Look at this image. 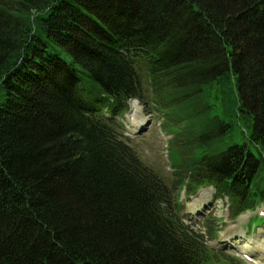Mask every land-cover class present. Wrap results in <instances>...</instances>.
Segmentation results:
<instances>
[{
    "label": "trees",
    "instance_id": "16d2710c",
    "mask_svg": "<svg viewBox=\"0 0 264 264\" xmlns=\"http://www.w3.org/2000/svg\"><path fill=\"white\" fill-rule=\"evenodd\" d=\"M127 99L165 113L170 180L88 114ZM184 184L264 200V0H0V264L232 263Z\"/></svg>",
    "mask_w": 264,
    "mask_h": 264
},
{
    "label": "rangeland",
    "instance_id": "374dc122",
    "mask_svg": "<svg viewBox=\"0 0 264 264\" xmlns=\"http://www.w3.org/2000/svg\"><path fill=\"white\" fill-rule=\"evenodd\" d=\"M133 107L139 109L138 105L135 103L133 104ZM156 112V113H155ZM154 113H151V115H153L156 119H160V121H157L154 117H148L150 119V121L152 122L150 124V126L148 128H150L151 126L153 128H151L146 134L143 135L142 140L138 139V151L139 154L142 156V158L151 166H154L158 169H160V171L162 172L164 177H168L167 179L170 180L174 175V171L170 169L169 164H168V159H167V148L165 146H167V140H169V138L166 139H161V133L165 132V128L163 127H157L158 123H163V120H165L164 117H162L160 110L155 111ZM144 113L145 115H149L148 113H146V109L144 108ZM130 114V112H129ZM158 116V117H157ZM128 121L127 127L128 129H131V125H130V121ZM156 127L158 128L159 131H156ZM147 128V129H148ZM142 135V134H141ZM158 144H160L159 147ZM172 155V153H171ZM166 179V178H165ZM227 201V200H226ZM227 206L228 203L224 202ZM215 210H212L211 213L209 215H207L205 218H203L202 220H200L199 222V226L200 227H204L206 228V225H208L211 222H215V227L217 224V228H218V222H219V226L222 225V222L219 221L220 217H223L226 215L227 212V207L224 205L223 209L220 210V205L216 204L215 206ZM207 229V228H206ZM202 231H204V233L206 234V230L203 229Z\"/></svg>",
    "mask_w": 264,
    "mask_h": 264
},
{
    "label": "bare ground",
    "instance_id": "6f19581e",
    "mask_svg": "<svg viewBox=\"0 0 264 264\" xmlns=\"http://www.w3.org/2000/svg\"><path fill=\"white\" fill-rule=\"evenodd\" d=\"M139 121H145V118L143 117V118H139V119H137V121L135 122V126H136V129H135V131H138V129H139V127H140V125H141V122H139ZM144 124L142 123V126H143ZM258 246V245H257ZM256 250V249H255Z\"/></svg>",
    "mask_w": 264,
    "mask_h": 264
}]
</instances>
